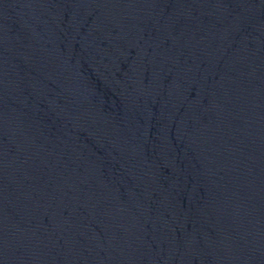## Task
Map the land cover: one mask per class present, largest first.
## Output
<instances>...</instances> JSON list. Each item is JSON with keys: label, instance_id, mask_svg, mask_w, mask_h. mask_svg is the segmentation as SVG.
I'll list each match as a JSON object with an SVG mask.
<instances>
[{"label": "water", "instance_id": "1", "mask_svg": "<svg viewBox=\"0 0 264 264\" xmlns=\"http://www.w3.org/2000/svg\"><path fill=\"white\" fill-rule=\"evenodd\" d=\"M0 264H264V0H0Z\"/></svg>", "mask_w": 264, "mask_h": 264}]
</instances>
